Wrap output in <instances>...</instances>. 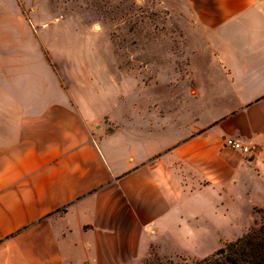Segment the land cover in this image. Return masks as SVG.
Masks as SVG:
<instances>
[{
  "label": "crops",
  "instance_id": "1",
  "mask_svg": "<svg viewBox=\"0 0 264 264\" xmlns=\"http://www.w3.org/2000/svg\"><path fill=\"white\" fill-rule=\"evenodd\" d=\"M3 1L0 264H146L152 246L218 249L251 226L264 206V0L174 1L222 90L190 124L151 113L149 99L128 103L147 114L124 99L111 109L106 84L65 79L77 56L45 52L46 0Z\"/></svg>",
  "mask_w": 264,
  "mask_h": 264
},
{
  "label": "rangeland",
  "instance_id": "2",
  "mask_svg": "<svg viewBox=\"0 0 264 264\" xmlns=\"http://www.w3.org/2000/svg\"><path fill=\"white\" fill-rule=\"evenodd\" d=\"M174 1L177 0H46L38 14L47 22L41 27L45 31L43 48L47 54L51 49L74 52L75 68L62 77L81 84L90 79L106 84L104 93L111 109L124 99L125 112L135 109L147 114L148 106L128 103L132 99H149L151 113L171 114L176 119L182 114L190 124L200 118L201 97L209 94L216 103L222 90L218 84L210 87L214 69L206 64L201 31L184 20ZM9 11L2 9L0 13L11 18ZM22 12L27 17L31 13L24 8ZM103 62L106 68L101 69ZM103 124L111 129L108 117ZM258 208L250 217L251 226L246 222L244 231L220 235L218 249L256 225L260 220ZM240 219L236 225L243 224ZM178 248L166 255L158 254L162 259L203 258L217 250Z\"/></svg>",
  "mask_w": 264,
  "mask_h": 264
},
{
  "label": "trees",
  "instance_id": "3",
  "mask_svg": "<svg viewBox=\"0 0 264 264\" xmlns=\"http://www.w3.org/2000/svg\"><path fill=\"white\" fill-rule=\"evenodd\" d=\"M258 212L260 220L254 227L206 257L162 259L152 246L146 264H264V206Z\"/></svg>",
  "mask_w": 264,
  "mask_h": 264
},
{
  "label": "built area",
  "instance_id": "4",
  "mask_svg": "<svg viewBox=\"0 0 264 264\" xmlns=\"http://www.w3.org/2000/svg\"><path fill=\"white\" fill-rule=\"evenodd\" d=\"M224 145L247 155L251 153V146L238 137H225Z\"/></svg>",
  "mask_w": 264,
  "mask_h": 264
}]
</instances>
